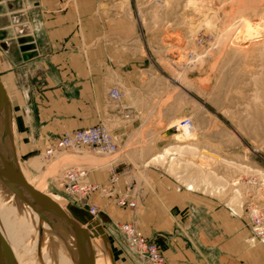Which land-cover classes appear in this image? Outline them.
<instances>
[{"label":"rangeland","instance_id":"1","mask_svg":"<svg viewBox=\"0 0 264 264\" xmlns=\"http://www.w3.org/2000/svg\"><path fill=\"white\" fill-rule=\"evenodd\" d=\"M59 1L58 12L71 4L76 12L86 9L87 0ZM93 6L96 67L110 90L119 91L120 98L111 101L131 132L119 142L100 122L96 125L116 139L112 155L80 148L46 156L23 122L22 77L2 67L0 82L20 124L17 130L13 123V138L25 180L63 207L95 208L106 235L122 223L137 226L122 216H135L146 206L136 197L138 183L151 189L168 181L216 199L218 211L246 228V207L264 204V0H93ZM118 19L126 25L120 34L108 27ZM184 118L192 122L188 134L175 129ZM115 162L118 168L103 184L87 176L99 186L87 199L77 202L60 183L66 168L82 167L89 174ZM122 197L135 208L118 206ZM221 226L229 225L218 216ZM108 236L112 252L115 242Z\"/></svg>","mask_w":264,"mask_h":264},{"label":"crops","instance_id":"2","mask_svg":"<svg viewBox=\"0 0 264 264\" xmlns=\"http://www.w3.org/2000/svg\"><path fill=\"white\" fill-rule=\"evenodd\" d=\"M58 2L0 0V68L22 77L29 138L45 149L64 132L104 122L119 142L127 140L130 126L119 116L118 105L109 97L111 87L96 67L93 0L79 12L72 4L58 12ZM110 22L109 29L117 34L126 27L120 19ZM13 123L18 130L14 114ZM118 165L94 167L88 178L103 184ZM136 188V197L146 206L122 220L135 221L149 240L161 243L164 264H264V247L250 241L248 227H239L237 219L218 211L216 199L169 181L151 189L138 183ZM218 216L229 226L218 227ZM106 236L115 242L111 248L116 264H145L128 251L118 231L109 229Z\"/></svg>","mask_w":264,"mask_h":264},{"label":"built area","instance_id":"3","mask_svg":"<svg viewBox=\"0 0 264 264\" xmlns=\"http://www.w3.org/2000/svg\"><path fill=\"white\" fill-rule=\"evenodd\" d=\"M112 100H118L120 93L113 88L109 92ZM178 128L185 134L192 130V122L189 118H184L179 122ZM80 148H87L93 152L112 155L117 150V142L114 135L104 125H95L92 127L75 130L69 133H63L51 141L45 148V155L52 156L59 151H75ZM88 171L82 167H70L62 171L59 177L67 194L76 198V201L89 198L99 186L88 182ZM75 201V202H76ZM120 207L134 209L136 204L125 197L118 198L116 201ZM246 225L250 231V241L260 244L264 247V204L249 205L246 207ZM90 214H96V210L90 207L87 210ZM232 214L235 213L232 211ZM117 230L122 235L126 248L136 257V259L145 264H163L164 259L160 247L152 240L147 239L142 232L133 223H122L116 225Z\"/></svg>","mask_w":264,"mask_h":264},{"label":"water","instance_id":"4","mask_svg":"<svg viewBox=\"0 0 264 264\" xmlns=\"http://www.w3.org/2000/svg\"><path fill=\"white\" fill-rule=\"evenodd\" d=\"M0 183L14 195L20 203H25L41 219L48 221L63 229L74 250L76 264H94V251L92 239L100 238L103 252L114 264L112 252L103 227L98 221L82 208L68 203L66 212L59 208L46 194L30 186L21 173L18 164L13 138L12 107L6 91L0 82ZM80 241L83 245L80 246ZM0 236V264H17L9 250L2 244Z\"/></svg>","mask_w":264,"mask_h":264},{"label":"bare ground","instance_id":"5","mask_svg":"<svg viewBox=\"0 0 264 264\" xmlns=\"http://www.w3.org/2000/svg\"><path fill=\"white\" fill-rule=\"evenodd\" d=\"M26 182L41 192L40 187H34L31 181ZM46 195L66 212V205L63 207L61 202L56 199L57 197ZM19 203L14 195L0 183V236L2 244L9 250L15 261L18 264H76L74 250L63 229L56 224L48 223V221L52 222L50 218H55V216L48 213V221L41 219L25 203H20L22 210L18 211L14 204ZM90 215L93 220H96V214ZM79 242L82 241L79 240ZM91 243L94 259L98 258L100 264H102L101 259L104 260V264H110L103 252L101 239H92Z\"/></svg>","mask_w":264,"mask_h":264}]
</instances>
